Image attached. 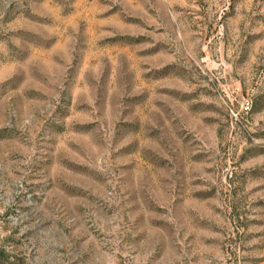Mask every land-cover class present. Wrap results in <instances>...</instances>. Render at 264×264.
Here are the masks:
<instances>
[{
  "label": "rangeland",
  "instance_id": "rangeland-1",
  "mask_svg": "<svg viewBox=\"0 0 264 264\" xmlns=\"http://www.w3.org/2000/svg\"><path fill=\"white\" fill-rule=\"evenodd\" d=\"M0 264H264V0H0Z\"/></svg>",
  "mask_w": 264,
  "mask_h": 264
}]
</instances>
